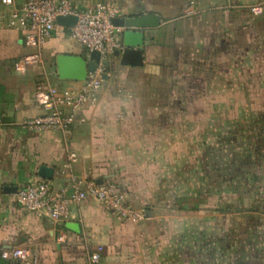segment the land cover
<instances>
[{
	"label": "crops",
	"instance_id": "crops-1",
	"mask_svg": "<svg viewBox=\"0 0 264 264\" xmlns=\"http://www.w3.org/2000/svg\"><path fill=\"white\" fill-rule=\"evenodd\" d=\"M71 1L79 10L113 5L120 17L155 15L158 34L143 47V66L123 65L122 51L110 57L99 100L78 112L82 121L69 130L43 131L23 126L45 112L35 99L37 86H78L81 81L59 77L58 57L86 58L85 49L71 39L67 21L58 20L60 35L41 48L27 46L23 31L0 28V264H91L98 246L100 264H183L181 252L168 243L173 236L181 240L182 232L163 231L164 223L183 228L182 201L169 194L179 189L188 136L199 143V129L215 127L217 92L242 97L254 89L264 97V0H199L195 6L192 0ZM34 53L41 55L38 63L15 68L16 60ZM190 80L197 97L192 103L183 99ZM204 95L207 102H199ZM223 110L259 116L239 121L240 128L252 124L257 130L256 151L240 153L239 178L224 185L223 218L227 240L239 231L248 264H264V102L226 104ZM73 152L77 160L69 166ZM208 160L214 168V155ZM41 165L55 168V189L73 179L117 180L135 207L150 209L148 217L139 224L122 221L93 197L74 206L65 222L39 217L6 188L37 181ZM170 208L176 209L174 216L159 214ZM209 223L215 224V217ZM16 247L27 249L29 260L2 256Z\"/></svg>",
	"mask_w": 264,
	"mask_h": 264
},
{
	"label": "built area",
	"instance_id": "built-area-1",
	"mask_svg": "<svg viewBox=\"0 0 264 264\" xmlns=\"http://www.w3.org/2000/svg\"><path fill=\"white\" fill-rule=\"evenodd\" d=\"M0 0V28L17 29L25 33V43L29 47L41 48L52 37L59 36L57 22L60 17L73 16L75 23L68 27L71 39L85 49L87 60H91L93 51L101 54L100 63L86 80L78 86L59 88L51 84H40L35 90V99L44 114L28 119L23 126L43 131L69 130L79 119L78 112L89 104H95L106 81L108 61L117 51L125 49L121 37L125 28L117 26L114 20L120 17L118 7L97 3L93 7L79 10L71 0ZM199 0H192L195 6ZM41 59L39 53L28 54L15 61V68L25 70ZM77 160V154H70V166ZM17 201L35 215L65 222L71 216L74 206L81 205L93 197L122 221L139 224L148 217V210L137 208L131 202L125 187L114 179L83 181L73 179L70 185L55 189L51 180L40 178L35 182L19 187ZM61 239H65L63 235ZM103 247L98 246L90 256L91 264H100ZM4 258L27 261L30 253L27 249L16 247L4 251Z\"/></svg>",
	"mask_w": 264,
	"mask_h": 264
},
{
	"label": "rangeland",
	"instance_id": "rangeland-1",
	"mask_svg": "<svg viewBox=\"0 0 264 264\" xmlns=\"http://www.w3.org/2000/svg\"><path fill=\"white\" fill-rule=\"evenodd\" d=\"M107 70H110L109 64ZM187 83L190 87L188 90L190 94L185 95L183 99L189 103L196 102L197 97L191 95V80ZM255 91L252 89L251 94L242 97H228L217 92L214 97L217 107L214 114L215 127H201L197 134L199 143H196L195 136L192 138L188 134L184 159L180 161L181 163L179 162V167L182 168V176L177 178L179 189L177 193L171 191L169 194L170 197L182 201L180 209L184 216L183 228L178 225L175 229L173 223L163 224L164 232L170 234L177 231L178 235L182 232L181 240L178 238L176 241L173 236L168 239V243L173 252L176 250L181 252L183 264H248L249 262L247 258L249 250L242 246L243 241L239 238V231L233 230L232 239H226L229 234L223 218L224 185L230 183L234 185L239 178V175H236L237 166L235 165L238 164L240 153L256 151L257 130L250 126L252 124H248L247 128H240L239 121L245 118L254 122L259 116L251 111L228 113L223 109L226 104L250 105L264 102V97L256 96ZM198 100L207 102V95L199 97ZM202 115L206 119L207 113H202ZM230 120H232V125ZM186 131L190 133L191 129H185ZM193 131L195 133L196 129ZM212 155L215 157L214 168L211 167L213 161L208 160V157L211 158ZM171 180L172 183L175 182L174 178ZM175 210L174 208L161 209L159 214L167 215V217L168 215L174 216ZM213 217H215V224L209 223V218Z\"/></svg>",
	"mask_w": 264,
	"mask_h": 264
},
{
	"label": "water",
	"instance_id": "water-1",
	"mask_svg": "<svg viewBox=\"0 0 264 264\" xmlns=\"http://www.w3.org/2000/svg\"><path fill=\"white\" fill-rule=\"evenodd\" d=\"M60 21L75 23V17H60ZM117 26L125 28L124 45L121 63L123 65L143 66V47L144 45L153 44L150 37L158 34L160 26L159 19L152 14H145L140 17H118L114 20ZM101 54L93 51L91 60H87L83 56L60 55L58 57V75L64 80L83 81L86 80L89 72L96 69V65L100 63ZM107 79V75H105ZM38 174L43 179L51 180L55 176V168L48 165H41ZM104 179L99 180L102 183ZM17 187H7L6 190L17 192Z\"/></svg>",
	"mask_w": 264,
	"mask_h": 264
}]
</instances>
